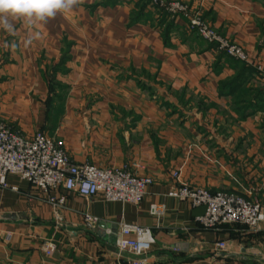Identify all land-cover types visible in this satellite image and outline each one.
<instances>
[{
    "label": "crops",
    "instance_id": "0c3cea01",
    "mask_svg": "<svg viewBox=\"0 0 264 264\" xmlns=\"http://www.w3.org/2000/svg\"><path fill=\"white\" fill-rule=\"evenodd\" d=\"M167 1L201 13L249 61L217 51L188 16L149 0H83L38 25L0 28L1 121L61 141L74 163H136L153 179L132 204L44 193L9 175L0 264H127L133 256L117 247L124 224L152 230L147 264H264V223L206 229L196 221L204 207L168 195L187 183L264 204V0ZM60 196L62 205L51 200ZM155 203L166 206L160 218Z\"/></svg>",
    "mask_w": 264,
    "mask_h": 264
},
{
    "label": "built area",
    "instance_id": "2783aa9c",
    "mask_svg": "<svg viewBox=\"0 0 264 264\" xmlns=\"http://www.w3.org/2000/svg\"><path fill=\"white\" fill-rule=\"evenodd\" d=\"M157 7H163L172 14L189 17V23L202 38L216 44L217 51L228 53L236 59L248 62L246 49L222 37L201 13L192 16L178 1L149 0ZM264 78V66H258ZM142 166L131 163L122 168H102L92 163H74L61 141L48 137L44 132L26 136L0 120V184L7 186L9 175H16L28 182L32 188L44 193L68 191L88 199L101 196L107 202L139 204L145 197L147 188L153 183L149 176L139 175L134 169ZM172 176L178 180L180 172ZM170 197L187 200L193 207H204L205 212L196 221L206 229L219 230L226 225H244L258 230L264 223V204L228 190L212 191L187 183L173 188ZM62 205L65 197L51 199ZM164 204H152L150 213L155 217L165 214ZM87 221L96 223L97 217L88 216ZM11 235H6L10 240ZM150 228L140 225L124 224L117 239L121 252L130 253L127 264H147L146 256L155 243ZM221 250L227 248L226 241L217 243ZM57 245L49 241L45 246L48 256L53 255Z\"/></svg>",
    "mask_w": 264,
    "mask_h": 264
},
{
    "label": "clouds",
    "instance_id": "9594fccd",
    "mask_svg": "<svg viewBox=\"0 0 264 264\" xmlns=\"http://www.w3.org/2000/svg\"><path fill=\"white\" fill-rule=\"evenodd\" d=\"M83 0H0V28L13 31V21L34 26L68 12Z\"/></svg>",
    "mask_w": 264,
    "mask_h": 264
},
{
    "label": "trees",
    "instance_id": "16d2710c",
    "mask_svg": "<svg viewBox=\"0 0 264 264\" xmlns=\"http://www.w3.org/2000/svg\"><path fill=\"white\" fill-rule=\"evenodd\" d=\"M195 31V30H194ZM196 32V31H195ZM197 33V32H196ZM198 34V33H197ZM199 35V34H198Z\"/></svg>",
    "mask_w": 264,
    "mask_h": 264
}]
</instances>
